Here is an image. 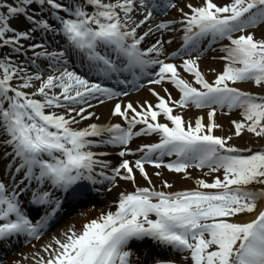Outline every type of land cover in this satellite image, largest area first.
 <instances>
[{"label":"snow or ice","instance_id":"6c2138e0","mask_svg":"<svg viewBox=\"0 0 264 264\" xmlns=\"http://www.w3.org/2000/svg\"><path fill=\"white\" fill-rule=\"evenodd\" d=\"M179 3L0 0V249L40 240L68 209L112 193L108 211L54 237L34 264H264V188H251L264 186V145L230 143L245 132L264 138V94L237 87L264 89V33L250 31L264 25V0ZM172 9L178 18L164 19ZM178 32L181 46L169 53L165 37ZM209 51L224 61L213 82L199 63ZM145 80L166 94L149 89L158 103L121 99ZM111 101L100 123L94 109ZM189 107L208 111L194 119L176 111ZM218 112H238L234 135H216ZM141 137L158 142L133 150ZM165 169L195 188L172 191ZM25 195L40 210L35 222Z\"/></svg>","mask_w":264,"mask_h":264},{"label":"bare ground","instance_id":"6f19581e","mask_svg":"<svg viewBox=\"0 0 264 264\" xmlns=\"http://www.w3.org/2000/svg\"><path fill=\"white\" fill-rule=\"evenodd\" d=\"M165 39H168V38H165ZM200 66H202L204 73L206 75H208L209 77H212V79H215L216 74L222 70V66L217 61V59H213L210 61H209V59H205V60L200 62ZM154 88L157 92H160L161 96L166 95L159 86L154 87ZM168 90L171 93L173 100H177L180 98V94H179V92L176 91L175 88H174V90H170V88ZM128 101H132L134 103H143L145 101H148V102H151L153 105L158 103L157 100L155 99V96H153L152 93L149 91H145L142 95L140 94V96L131 97L130 99L126 100L125 103H127ZM111 107H112V105L109 104V105L100 106V107L94 109V111H96L98 115L102 116V120L100 121V123H106L108 121L109 112H110ZM173 107H175V106L173 105ZM176 111L182 112L186 119H190L191 117L194 116L193 111H190V110H185V109L180 110L179 108H176ZM207 111H204L203 114H201V116H206ZM197 116H200V115H196L195 117H197ZM195 117H193V119ZM233 119L237 120V118L234 115L224 116V115H221L220 113L219 114L217 113V122L220 125H223L224 130L221 131L220 129H217L216 135H218V136L227 135V133L225 131L227 130V128L228 129L231 128L232 125H231L230 121H232ZM116 122H120V121L117 120ZM87 123L88 122H84V124L81 125V127L86 126ZM136 145H143V143L141 142V140H137V141L133 142L134 147H131V148L133 150H135ZM234 145L238 146L237 144H234ZM110 159L115 160V161L117 160L115 158V156L110 157ZM5 163H6V161L0 160V173L3 172ZM146 170L149 172V174H152L154 171H157L154 168H149ZM164 174H165L166 178H168L171 182H173L175 184V187L172 189V191L193 189V184L189 180H181L178 175L169 174L166 171H164ZM153 179L156 182L157 186H159V180H157L155 177H153ZM120 183L122 186L124 185V182H120ZM141 186H147L146 182L141 181ZM127 187H128L129 191L133 190L132 185L129 184ZM109 202H112V203L116 202V197L112 193L106 194L97 203L98 206L93 211L84 212L83 214L77 215L76 217L72 218V220H69V221H71L70 226L67 229H63L60 231L65 232V231H68L72 227H75L76 231H80L83 228L85 223H87L93 219H96L101 214V211H104V212L108 211L109 210V207H108ZM111 210L115 211L116 209L111 208ZM257 211H259V208L257 209ZM254 218H255V213L244 214L241 217H239V219L242 222L251 221ZM60 231L58 233H56L55 235H53L52 237H48L47 239L43 240L40 244L34 243L35 247L37 248V251L30 249L31 248V246H30L26 251L20 252L19 255H14V256L8 258L4 264H23L22 262L25 261V260H23L24 257H28V260H29L30 256H32L36 252H39L41 256H44L45 259H47V255L44 252L42 253V248L40 249V247H41L40 245H42L44 247L46 244H48L53 239V237L60 238V235H61ZM61 236L63 237V235H61ZM25 262H27V261H25Z\"/></svg>","mask_w":264,"mask_h":264},{"label":"rangeland","instance_id":"374dc122","mask_svg":"<svg viewBox=\"0 0 264 264\" xmlns=\"http://www.w3.org/2000/svg\"><path fill=\"white\" fill-rule=\"evenodd\" d=\"M191 2L197 6H201L204 4L205 0H187L185 3ZM215 3H217L218 5H223L225 3H228L229 0H214ZM188 11V10H187ZM171 16L174 18H177V13L176 11H174ZM15 26V25H14ZM256 34V38L259 39L261 38V34L264 33V25L260 26L259 28H257L255 31ZM179 33V32H178ZM176 34L175 37H171V34H169V36H166L168 38H177V36H181L182 33L180 34ZM170 50V48H168V51ZM222 62V60H220ZM223 67H224V63L222 62V70L223 71ZM220 71V72H221ZM206 79H208L209 81L213 82L215 79H212V77H209L208 75L205 74ZM216 78V76H215ZM237 87H240L242 90L245 91H250L253 94H264V89H260V88H256L254 85H252L251 83L248 84H241V85H237ZM30 91H35V89H29ZM28 90V91H29ZM203 111H196V113H194L195 115H201ZM241 119V117L239 118ZM227 133V135H234V129L233 127L231 128H227V130L225 131ZM231 144H237L240 148H258L260 145H264V138H256L254 137L253 134L247 133L245 132L241 137L239 138H234L231 142ZM211 180H209V182L212 181L213 177L210 178ZM253 188V190H260L261 188H264V186L262 185H253L251 186ZM255 188V189H254Z\"/></svg>","mask_w":264,"mask_h":264}]
</instances>
